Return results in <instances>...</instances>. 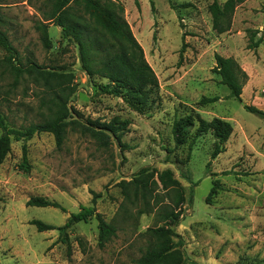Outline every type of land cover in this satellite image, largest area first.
<instances>
[{
    "label": "rangeland",
    "instance_id": "rangeland-1",
    "mask_svg": "<svg viewBox=\"0 0 264 264\" xmlns=\"http://www.w3.org/2000/svg\"><path fill=\"white\" fill-rule=\"evenodd\" d=\"M116 1L158 80L155 102L144 113L97 89L107 80H89L76 44L43 19L41 0H1L3 28L20 62L74 74L76 90L67 104L71 115L84 122L116 119L125 124L115 136L107 132L108 145L71 129L60 147L50 132L11 136V151L0 165V264H135L147 245L146 229L156 222L153 213H138L139 202L129 205L123 216L120 182L142 168H169L184 188L183 216L176 227L182 264H264V120L243 106L264 111V0L239 3L224 33L212 28L213 0ZM39 21L47 25L49 48L41 41ZM248 30L257 31L255 40L261 37L255 49L248 48ZM215 54L233 57L246 71L241 102L230 96L213 70ZM13 79L10 73L0 77L4 124L22 130L43 122L50 95L42 81L27 74ZM202 96L217 100L199 105ZM189 108L206 120L218 117L231 123L232 132L214 158L215 138L208 131L194 140L189 160L181 162L187 147L175 146L171 126ZM24 152L28 171L20 166ZM215 182L217 188L210 193ZM32 196L57 202L63 210L27 205ZM80 205L93 206L116 224V236L99 246L94 218L74 223L68 229V255L57 230L38 231L31 223L36 219L63 225Z\"/></svg>",
    "mask_w": 264,
    "mask_h": 264
},
{
    "label": "trees",
    "instance_id": "trees-1",
    "mask_svg": "<svg viewBox=\"0 0 264 264\" xmlns=\"http://www.w3.org/2000/svg\"><path fill=\"white\" fill-rule=\"evenodd\" d=\"M243 0H225L220 3L213 0L209 5L212 18V28L217 33H224L230 29L231 17L235 7ZM0 0V50L4 56L0 59L3 69L0 77L6 73L13 75V82L23 74L31 76L42 84L49 92L48 117L39 123H33L24 129L8 128L0 115V165L11 151V136L15 138H29L38 132H50L54 136L55 144L60 147L68 129L77 130L96 139L100 145H108L110 136L117 130H123L124 121L116 119L109 122H96L87 119L86 122L74 118L68 107L70 96L76 90L74 74L58 70H46L42 66L28 60L23 64L18 58V52L5 29L4 17L1 12ZM264 12V4L262 5ZM44 20L52 22L61 29L62 38L76 44L82 70L89 80L101 77L107 84H97L101 93L119 96L136 112L144 111L155 102L154 96L158 89L157 77L144 57L143 48L133 35L131 28L124 18L123 6L116 0H41L38 7ZM38 22L41 30V41L49 48L47 25ZM248 48L255 49L261 42V37L254 39L257 31L248 30ZM213 70L220 75V82L226 85L230 96L241 102L242 88L248 78L244 69L231 56L225 57L215 54ZM18 62V63H16ZM217 100V97H204L197 102L202 105ZM244 108L264 120V111L254 105L243 104ZM195 126L193 134L190 128ZM211 131L214 138V148L211 154L214 158L223 150V143L232 132L230 122L218 117L206 120L192 109L176 115L172 121L171 134L175 146L186 145L187 153L181 162L189 160L194 140L203 133ZM122 147L126 145L120 143ZM23 163L20 165L25 171L29 166L23 154ZM160 186V187H159ZM124 201L119 206L123 216L129 205L142 206L139 214L153 213L156 225L148 227L145 235L147 245L142 254L135 260V264H182L179 251L178 234L176 227L183 216L185 191L171 169L163 170L142 168L131 180L120 182ZM217 188L215 182L210 193ZM158 189L164 192L165 199H161ZM99 195H95L93 201ZM192 197L190 189L189 198ZM31 206H52L63 208L59 203L49 201L41 196H32L26 202ZM94 218L97 221L99 246H104L116 236L117 226L107 221L104 216L96 212L93 206L80 205L79 211L71 213L65 223L54 226L41 220H32L38 231L55 229L59 233V240L66 245L70 254L71 243L68 229L77 222H87ZM249 264H259L251 261Z\"/></svg>",
    "mask_w": 264,
    "mask_h": 264
}]
</instances>
